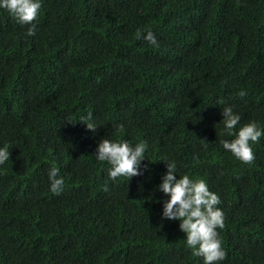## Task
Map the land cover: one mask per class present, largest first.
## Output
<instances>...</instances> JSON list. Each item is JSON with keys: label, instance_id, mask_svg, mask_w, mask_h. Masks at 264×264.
<instances>
[{"label": "trees", "instance_id": "obj_1", "mask_svg": "<svg viewBox=\"0 0 264 264\" xmlns=\"http://www.w3.org/2000/svg\"><path fill=\"white\" fill-rule=\"evenodd\" d=\"M40 3L34 36L0 8V264H204L162 217L164 160L219 195L218 264H264V136L245 164L220 134L224 106L264 130V0ZM103 138L146 142L143 174L110 180Z\"/></svg>", "mask_w": 264, "mask_h": 264}, {"label": "clouds", "instance_id": "obj_2", "mask_svg": "<svg viewBox=\"0 0 264 264\" xmlns=\"http://www.w3.org/2000/svg\"><path fill=\"white\" fill-rule=\"evenodd\" d=\"M40 0H0V8L6 9L19 23L31 25L26 35L34 36L37 31L35 19L41 8ZM150 45L159 47V42L152 31L143 35ZM248 93L244 90L239 96L244 98ZM223 130L220 134L234 136L232 140H222L223 148L231 152L236 159L251 164L255 160L252 145L258 143L264 130L255 121L241 126L238 132L233 130L239 124L241 117L235 114L231 106L222 108ZM92 114L82 117L88 129L95 131L96 127L89 121ZM70 122V121H69ZM119 127H123L120 125ZM148 148L146 142H139L134 146L128 141H113L103 138L96 149L95 158L111 165L107 169L110 180L125 176L129 179L142 175L140 165L145 158ZM8 146L0 148V165L9 160ZM167 172L162 177L159 189L169 197L163 204L162 217L170 220H179V228L186 233V246L192 249L193 256L202 257L204 264H218L226 259L227 253L223 249L222 239L218 229L225 227V215L218 205L220 197L209 190L207 182L203 179H193L188 175L177 179V164L175 161L164 160ZM50 191L59 195L64 188V179L60 176L59 168L53 166L48 171ZM105 191L108 190L105 186Z\"/></svg>", "mask_w": 264, "mask_h": 264}]
</instances>
